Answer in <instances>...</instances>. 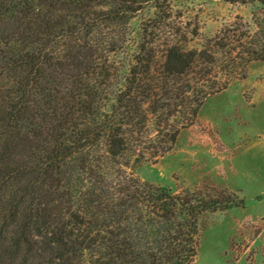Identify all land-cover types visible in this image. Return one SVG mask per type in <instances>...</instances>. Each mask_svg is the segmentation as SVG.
I'll use <instances>...</instances> for the list:
<instances>
[{
	"label": "trees",
	"instance_id": "obj_1",
	"mask_svg": "<svg viewBox=\"0 0 264 264\" xmlns=\"http://www.w3.org/2000/svg\"><path fill=\"white\" fill-rule=\"evenodd\" d=\"M171 1L0 0V264H191L202 217L244 205L226 190L179 192L128 170L144 161L129 136L146 126L158 83L145 43L125 84L111 55L138 13ZM240 2L263 6L237 56L242 71L264 61V0ZM237 57L223 61L226 75ZM216 61L171 43L160 74Z\"/></svg>",
	"mask_w": 264,
	"mask_h": 264
},
{
	"label": "rangeland",
	"instance_id": "obj_2",
	"mask_svg": "<svg viewBox=\"0 0 264 264\" xmlns=\"http://www.w3.org/2000/svg\"><path fill=\"white\" fill-rule=\"evenodd\" d=\"M262 10L259 2L240 0H172L163 11L153 5L131 20L128 43L111 55L117 80L125 84L145 43L154 58L151 78L158 83L146 105V126L129 136L144 161L128 170L179 192L217 196L226 190L244 203L202 217L191 264H264V61L241 71L237 57L247 34L256 31L253 14ZM171 43L208 49L217 61L179 78L163 77L164 51ZM230 55L237 57L230 62L235 76L226 75L228 60L223 61ZM226 79L227 87L215 93L202 87ZM137 122L129 128H138Z\"/></svg>",
	"mask_w": 264,
	"mask_h": 264
}]
</instances>
